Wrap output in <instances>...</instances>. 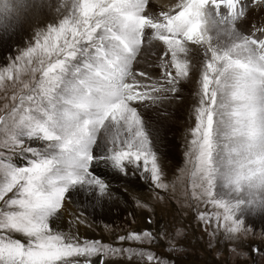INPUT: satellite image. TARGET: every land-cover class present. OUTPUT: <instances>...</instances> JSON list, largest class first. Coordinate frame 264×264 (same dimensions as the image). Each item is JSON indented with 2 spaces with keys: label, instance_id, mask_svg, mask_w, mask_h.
<instances>
[{
  "label": "snow or ice",
  "instance_id": "snow-or-ice-1",
  "mask_svg": "<svg viewBox=\"0 0 264 264\" xmlns=\"http://www.w3.org/2000/svg\"><path fill=\"white\" fill-rule=\"evenodd\" d=\"M50 13L62 18L0 68V86L13 88L0 116V264H167L122 246L153 243L147 229L113 246L82 238L80 226L106 204L147 208L133 177L168 189L165 132L192 83L189 44L203 50L181 170L190 199L205 231L215 220L210 238L222 226L241 241L255 219L264 223V0H180L159 11L150 0H0V43ZM98 169L123 184L114 190ZM168 245L177 250L174 237ZM251 251L264 264V247Z\"/></svg>",
  "mask_w": 264,
  "mask_h": 264
},
{
  "label": "rangeland",
  "instance_id": "rangeland-1",
  "mask_svg": "<svg viewBox=\"0 0 264 264\" xmlns=\"http://www.w3.org/2000/svg\"><path fill=\"white\" fill-rule=\"evenodd\" d=\"M56 3L59 6L64 3V0H56ZM59 18L62 17H59L56 13H51V17L45 19V22L35 25L32 29L25 28L21 34H18L16 36L19 40L18 42L16 39L14 40L15 36L10 38L6 47L1 50L0 68L10 63L11 58L18 54L19 49L24 48L29 43H35L34 35L37 28H46L54 19L58 23ZM257 26L264 27V25ZM190 46L193 52V45L189 44L188 48ZM196 46L194 45V48ZM189 54L188 52V58H190ZM196 60L198 62L196 61L192 65L193 71L191 72L192 75L190 74L193 77L192 83L190 84L191 90L189 89L190 85L186 87L190 93L184 92L187 98L190 97V106L185 110L186 118L184 125L186 127L181 133H178L177 139L176 137L171 138V143L177 146L176 153H171L172 158L165 156L166 160L164 159L165 174L163 179L169 185L168 189H154L143 179L133 177L131 184H135V186L129 184V188L148 207L141 208L135 202L131 201V199L129 201L130 206L125 203L122 205L120 203L106 204L105 206L108 207V210L105 213L102 214L97 209L89 216L90 228L80 226L84 228V234L86 233L82 238L100 240L103 243L113 244V246H121V242L116 240L117 235L147 229L157 236V239L153 243L134 244L125 242L122 246L151 251L156 256L163 257L167 261V264H261L260 257L257 253L251 251V247H264V241H261L259 236V233L264 231V223L254 218L255 223L251 225L253 231L247 238L241 241L233 242L225 239L222 226L217 232L216 237L210 238V233L216 227L215 220L213 219L211 222L208 231H205L204 223L198 218L196 203L190 199L191 177L186 174L182 175L181 173V170L186 167L185 152L188 143L192 139L190 130L195 127L194 109L198 100L195 92L199 88L198 69L200 67L199 60L201 61V59ZM12 93L13 88L11 87V82L6 81L3 86H0V116L7 114L8 108H5V104L10 108ZM179 105H183L182 102ZM173 112L174 109L171 111L172 117H169V120L180 117L178 113L174 116ZM187 167L191 166L187 165ZM98 171L104 178L111 180L114 189L123 184L122 180L112 178L111 173H107L106 170L102 172L98 169ZM138 185L140 186L137 187ZM198 209L200 212L209 214L217 211L212 205H205L203 203L198 205ZM149 220H151V223H149ZM162 229L167 234L164 237L159 235ZM177 231L180 232L178 236L176 235ZM169 236L174 237V242H176L177 250L175 252L169 248ZM232 248H236L237 254H231ZM119 259L120 264H138L135 258L120 257Z\"/></svg>",
  "mask_w": 264,
  "mask_h": 264
},
{
  "label": "bare ground",
  "instance_id": "bare-ground-1",
  "mask_svg": "<svg viewBox=\"0 0 264 264\" xmlns=\"http://www.w3.org/2000/svg\"><path fill=\"white\" fill-rule=\"evenodd\" d=\"M52 2L54 3V4H56L57 5V3H56V0H52ZM180 2V0H178V1H176V0H151L150 1V3L151 4H154V5H156V9H157V11H159V10H161V9H163V10H167V9H169V8H172V7H174L176 4H178ZM49 17H51V13L50 14H48V15H45V16H43L42 18H41V23L42 22H45L44 20L45 19H47V18H49ZM34 26H29V25H25L24 26V29L25 28H30V29H32ZM23 29V30H24ZM22 33V32H21ZM20 33V34H21ZM26 33V32H25ZM28 34V33H27ZM29 35V34H28ZM17 36V35H16ZM14 37V40L16 39V41L18 42L19 40H18V38L17 37ZM12 41V40H11ZM6 44L7 43H0V53H1V50H2V48H4V47H6ZM189 46V45H188ZM196 46V45H195ZM193 52H192V50H191V46H190V48H189V50H191V51H189V60H190V63H191V65H193V64H195L196 63V59H203V50L200 48V46H196V48H194V45H193ZM153 58V57H152ZM155 58V57H154ZM198 62V61H197ZM199 62H200V60H199ZM191 74V73H190ZM192 75V74H191ZM189 86V85H188ZM187 86V87H188ZM191 85L189 86V89L191 90ZM185 91L186 92H189V90L188 89H185ZM190 93V92H189ZM188 95V94H187ZM185 96V95H184ZM190 96V95H189ZM186 97V96H185ZM186 100L185 101H183L182 102V104L183 105H178V106H175V107H173L170 111H172L173 109H174V112H173V114H174V116H176L177 115V113L179 114V118H172V119H170L169 120V124H168V127H167V130H166V132H165V146H164V152H165V156L166 157H171V153H176L175 152V150H176V148H177V146H175L173 143H171V138H175L176 137V139H177V135H178V133H181L182 132V130H184V128L186 127L185 125H184V122H185V110H186V108L188 107V106H190V104H189V102H190V97H186L185 98ZM170 117H172V114L170 115ZM174 141V140H173ZM175 142V141H174ZM177 144V143H176ZM172 158V157H171ZM166 160V159H165ZM97 172L99 173V171L97 170ZM107 172V171H106ZM108 173V172H107ZM110 174V173H109ZM131 185H134L135 186V184H131ZM140 185H138L137 187H139ZM115 190V189H114ZM79 199L80 200H83L84 199V196H83V194H80V196H79ZM123 203H120V205H122ZM127 204H129V203H127ZM119 205V204H118ZM129 206H130V204H129ZM123 208H125V207H123ZM122 208V209H123ZM106 210H108V207L107 206H105L104 207V209L103 210H100L99 209V211H100V213H105V211ZM97 213V212H96ZM98 215V214H97ZM104 217V216H103ZM81 229H80V231H81V235H82V237L83 236H85V234H84V228L83 227H80ZM83 228V229H82ZM86 231V230H85Z\"/></svg>",
  "mask_w": 264,
  "mask_h": 264
}]
</instances>
